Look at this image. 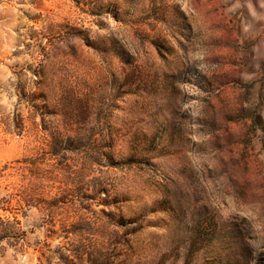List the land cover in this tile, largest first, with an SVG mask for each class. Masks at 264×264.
Returning a JSON list of instances; mask_svg holds the SVG:
<instances>
[{
	"label": "rangeland",
	"instance_id": "obj_1",
	"mask_svg": "<svg viewBox=\"0 0 264 264\" xmlns=\"http://www.w3.org/2000/svg\"><path fill=\"white\" fill-rule=\"evenodd\" d=\"M0 264H264V0H0Z\"/></svg>",
	"mask_w": 264,
	"mask_h": 264
},
{
	"label": "trees",
	"instance_id": "obj_2",
	"mask_svg": "<svg viewBox=\"0 0 264 264\" xmlns=\"http://www.w3.org/2000/svg\"><path fill=\"white\" fill-rule=\"evenodd\" d=\"M17 126V131L19 132L20 130H21V125L18 123V125H16Z\"/></svg>",
	"mask_w": 264,
	"mask_h": 264
}]
</instances>
